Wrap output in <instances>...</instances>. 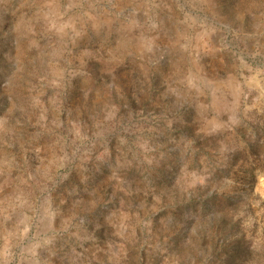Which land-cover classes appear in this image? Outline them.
Returning a JSON list of instances; mask_svg holds the SVG:
<instances>
[{"label":"rangeland","instance_id":"374dc122","mask_svg":"<svg viewBox=\"0 0 264 264\" xmlns=\"http://www.w3.org/2000/svg\"><path fill=\"white\" fill-rule=\"evenodd\" d=\"M0 264H264V0H0Z\"/></svg>","mask_w":264,"mask_h":264}]
</instances>
